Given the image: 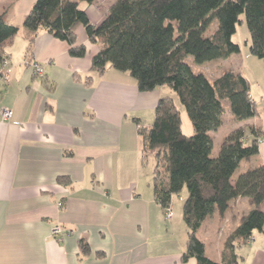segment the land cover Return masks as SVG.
I'll return each mask as SVG.
<instances>
[{"label":"crops","instance_id":"1","mask_svg":"<svg viewBox=\"0 0 264 264\" xmlns=\"http://www.w3.org/2000/svg\"><path fill=\"white\" fill-rule=\"evenodd\" d=\"M35 1L19 11L15 0H0V11L21 27L5 47L11 80H0V264H196L181 261L188 230H176V213L166 219L154 197L153 171L142 169L139 125L153 123L160 98L173 97L174 90L164 85L143 92L129 72L92 71L99 46L89 42L84 27L78 29L80 43L88 47L84 57L71 56L68 44L46 30L31 44L23 20ZM108 12L87 8L96 24ZM255 58L246 52L235 69L243 72L245 61L262 66ZM31 61L44 67V75L30 68ZM244 75L260 114L241 122L230 117L226 135L239 127L249 140L252 129L259 133L260 153L248 169L264 163V91L258 93ZM5 109L13 111L11 120H4ZM225 123L211 133L220 135ZM193 132V126L184 131ZM231 206L225 216L230 220L223 223L215 211L199 231L207 253L218 261L226 238L253 207L245 196ZM57 224L63 227L59 237L52 235ZM252 238L236 249L239 260L264 264V232ZM82 239L91 247L88 254L81 250Z\"/></svg>","mask_w":264,"mask_h":264},{"label":"trees","instance_id":"2","mask_svg":"<svg viewBox=\"0 0 264 264\" xmlns=\"http://www.w3.org/2000/svg\"><path fill=\"white\" fill-rule=\"evenodd\" d=\"M95 0H36L25 15L23 27L31 44L40 31H47L68 44L75 58L84 57L88 47L80 43L78 29L84 27L89 42L99 46L91 70L102 75L109 68L129 72L143 91L171 87L186 109L194 132L182 130L181 110L171 96L161 97L154 122L139 126L143 143L142 162L154 158L152 187L162 209L173 203L187 187L183 219L188 237L181 261L196 264H242L237 248L247 244L256 230L264 232V163L237 174L243 160L260 153L259 133L252 140L244 128L233 130L213 154L211 132L224 123L228 100L232 117L247 121L258 117L259 105L250 95L251 84L243 73L229 68L209 78L196 72V64L228 59L241 52L232 40L244 16L250 32V53L264 61V0H116L100 24L92 22L81 7ZM21 27L0 11V67L6 45ZM92 84V77H87ZM249 198L252 209L227 237L221 260L206 251L200 228L215 211L224 218L231 202ZM182 198V197H181ZM84 254L90 245L80 241Z\"/></svg>","mask_w":264,"mask_h":264},{"label":"rangeland","instance_id":"3","mask_svg":"<svg viewBox=\"0 0 264 264\" xmlns=\"http://www.w3.org/2000/svg\"><path fill=\"white\" fill-rule=\"evenodd\" d=\"M114 2H116V0H95V3L92 4V5H94L95 9L98 10V12L100 13V12H104V11L106 12L107 10L109 11L111 5ZM16 3H17V5H16ZM27 4H28V0H15V4H14L13 8L17 6V10L20 11V10H22V8H25L27 6ZM81 7L84 8V9L88 8V6L85 3H81ZM13 8H11V9H13ZM241 18L243 19V23L237 25V28H236L237 31H236V33L233 34L232 40H234L236 43H238L241 46L242 53L234 55L233 61L232 60H227V59L226 60L223 59L222 61H220V60H217V61L212 60V62H210V63L209 62H204V63H201V64H196L193 61V59L190 57V59H188V63L192 64V66H193V68H194V70L196 72H204L205 74H207V76L209 78H212L213 73H218L220 71L222 72L226 68H229V69H232V70H236L235 68L239 66V63H240L239 61L242 58H244L245 53L246 52L250 53V51H249L250 32H249V29L247 28V24H246V20H245L244 16H242ZM255 59L259 60L261 62V64H262V66L261 65L260 66L251 65V64H249V63H247L245 61V64H244V66L241 69V70H243V72H241L240 70L239 71L241 73H243V74L244 73H248V75L250 76L251 81L253 83V87H255L257 89L258 93H261L262 91H264V61L262 59H259L258 57H256ZM215 68H217V69H215ZM259 97H260V94H259ZM172 98H175V101H176V103L178 105V108L180 110H182V118L184 120V122H183V130L187 132L188 129L192 126L191 120L188 117L186 109H184L182 104H180V100L177 97L175 92L173 93V97ZM260 101H261V97H260ZM228 105H229L228 100H225L223 102V106L227 107ZM262 116H263V121H264V114ZM230 117H232V114L227 113L225 115L226 123H225L224 127L221 129V131L219 133L220 135H217L216 133H211V136H212V138L214 140V146H213V150H212L214 155H216L219 152V149H220V147H221V145H222V143L224 141V140H221V136L222 135H226V132H228L229 128L231 127V123H232L231 121L232 120H231ZM227 134H229V133H227ZM261 143H263V140L261 138H259V146H260ZM256 157L257 156H253L252 158H249L248 160H243V163H241V165L237 169L236 176H238L239 173H241L242 170H245L247 165L256 164V162H257L256 160L258 159ZM154 162H155L154 158L151 157L149 161H147L146 163L143 164L144 166H143L142 169L145 170L147 168L148 169V174H150V170L151 169H152L151 171H154V167H155V165L153 164ZM149 176H150V179H151L152 176H153V173H152V175H149ZM186 195H187V187L181 193L180 196L174 195L173 203L171 204L172 214H173L172 217L169 218L167 216V212H166V208L167 207L164 209V215H165L166 219L173 218L175 213H176L177 217L179 216L180 222L176 223V227H178V228H176V230H178V231L181 228L187 229V226L185 224V220L183 219V212H182V204L184 202V198H185ZM59 205H60V207H62V206H64V203L61 202V203H59ZM226 218L225 217L221 218V221L223 223H225L227 220H230V218L229 219H226ZM57 226L61 227V233H63V227L61 225H58V224H57ZM222 226L223 225H221L220 227H222ZM54 227H56V226H54ZM53 230H54V228H53ZM221 231H223V229ZM256 232H259V231L256 230ZM60 234H58V235H53L52 234V235L55 236V237H59ZM201 234H202V231L200 232V235ZM226 240H227V238H226ZM224 245H225V243H224ZM209 255L212 256L213 254L211 252H208V256Z\"/></svg>","mask_w":264,"mask_h":264},{"label":"built area","instance_id":"4","mask_svg":"<svg viewBox=\"0 0 264 264\" xmlns=\"http://www.w3.org/2000/svg\"><path fill=\"white\" fill-rule=\"evenodd\" d=\"M9 62L10 61H9L8 57L4 56L3 65L0 67V80L1 81L9 82L11 80V71L6 65ZM29 65H30V68L35 73H37L38 75H44L45 70H44V67L41 64H39L37 62H34V61H31ZM2 116H3L4 120H7V121L11 120L13 118V111L5 109L3 111V113H2ZM166 212H167V216L169 218L173 216L171 205H169L166 208ZM60 233H61V227L60 226L54 227V230L52 231V234L53 235H58Z\"/></svg>","mask_w":264,"mask_h":264}]
</instances>
